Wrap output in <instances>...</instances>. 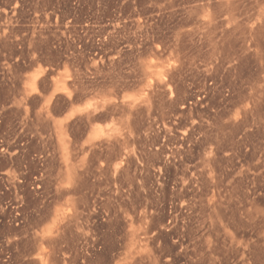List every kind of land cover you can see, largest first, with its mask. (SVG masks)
<instances>
[{
    "label": "rangeland",
    "instance_id": "rangeland-1",
    "mask_svg": "<svg viewBox=\"0 0 264 264\" xmlns=\"http://www.w3.org/2000/svg\"><path fill=\"white\" fill-rule=\"evenodd\" d=\"M0 264H264V0H0Z\"/></svg>",
    "mask_w": 264,
    "mask_h": 264
},
{
    "label": "bare ground",
    "instance_id": "bare-ground-1",
    "mask_svg": "<svg viewBox=\"0 0 264 264\" xmlns=\"http://www.w3.org/2000/svg\"><path fill=\"white\" fill-rule=\"evenodd\" d=\"M29 77H30V76H29ZM27 79H28V78H27ZM33 80H34V78H33ZM29 83H30V81H29ZM29 86H30V85H29ZM60 86H61V85H60ZM60 86H59V87H60ZM27 87H28V86H27ZM27 87H26V89H28ZM30 87H31V86H30ZM31 88H32V87H31ZM54 89H55V88H54ZM59 89H60V88H59ZM32 91H33V90H32ZM32 91H31V92H32ZM55 91H56V89H55ZM51 96H52V95H51ZM49 101H50V100H49Z\"/></svg>",
    "mask_w": 264,
    "mask_h": 264
}]
</instances>
